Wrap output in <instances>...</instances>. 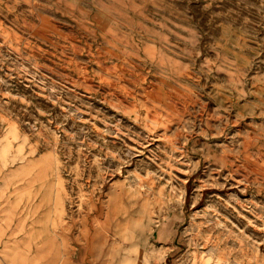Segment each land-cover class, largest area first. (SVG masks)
<instances>
[{
	"label": "rangeland",
	"instance_id": "374dc122",
	"mask_svg": "<svg viewBox=\"0 0 264 264\" xmlns=\"http://www.w3.org/2000/svg\"><path fill=\"white\" fill-rule=\"evenodd\" d=\"M203 261L264 264V0H0V264Z\"/></svg>",
	"mask_w": 264,
	"mask_h": 264
},
{
	"label": "bare ground",
	"instance_id": "6f19581e",
	"mask_svg": "<svg viewBox=\"0 0 264 264\" xmlns=\"http://www.w3.org/2000/svg\"><path fill=\"white\" fill-rule=\"evenodd\" d=\"M220 169V168H219ZM229 173V172H228ZM127 176V175H126ZM159 189V188H158ZM202 189V186L201 185H199L198 186V189L197 190H201ZM138 192L137 191V189H135L134 191H131V189H130V187L129 186H127L125 189H124V194H125V197H129L130 195H131V193H133L134 194V192ZM161 191V190H160ZM135 192V193H136ZM165 193L164 192H160V196H159V198H161L160 199V201L161 202H163L164 203V199H166V201L168 200V197L166 196L165 197V195H164ZM198 197H199V193L198 194H196L195 195V197H194V200H193V205H195L197 202H198ZM145 199V198H144ZM147 199V198H146ZM143 201V200H142ZM157 201V200H156ZM136 202V201H135ZM146 202V201H145ZM141 203V202H140ZM153 203V202H152ZM151 203V204H152ZM156 203V202H155ZM133 204H135L134 202H133ZM144 205V204H143ZM158 205H160L159 203H158ZM159 207V206H158ZM157 207V208H158ZM168 208H170V207H168ZM172 208V207H171ZM147 209V208H146ZM141 210V209H140ZM139 210V211H140ZM143 211V210H142ZM151 211V210H150ZM170 211V210H169ZM134 212V211H133ZM158 212V211H157ZM136 213V212H135ZM147 213V212H146ZM155 213V212H154ZM135 216V215H134ZM154 216V215H153ZM132 217V216H131ZM130 217V218H131ZM151 218H152V216H150ZM162 217V216H161ZM129 218V219H130ZM160 220V219H159ZM108 222V221H107ZM106 222V223H107ZM128 222H129V220H128ZM131 222V221H130ZM157 222V221H156ZM109 223H110V221H109ZM153 223H155V221L153 222ZM120 220H118L117 218H115V227H116V229H117V231L120 229ZM131 224V223H130ZM106 225V224H105ZM109 225V224H108ZM128 226V225H127ZM150 226V225H149ZM155 226H157V227H159V229H158V231L159 232H157V229H156V232H157V236H159V233L163 230V228L162 227H160V224H157L156 223V225ZM152 227V226H151ZM107 228V227H106ZM154 232V231H153ZM168 234V233H167ZM115 243H117V242H115ZM166 252H167V250L166 249H164V250H162V251H160L159 252V254H160V256H161V258L163 259V257L165 256V254H166ZM213 253V252H212ZM203 260V259H202ZM203 264L205 263L206 264V262L205 261H203L202 262Z\"/></svg>",
	"mask_w": 264,
	"mask_h": 264
},
{
	"label": "crops",
	"instance_id": "0c3cea01",
	"mask_svg": "<svg viewBox=\"0 0 264 264\" xmlns=\"http://www.w3.org/2000/svg\"><path fill=\"white\" fill-rule=\"evenodd\" d=\"M88 264H92V263L89 262Z\"/></svg>",
	"mask_w": 264,
	"mask_h": 264
}]
</instances>
